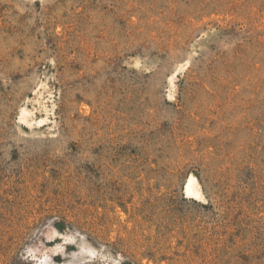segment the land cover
<instances>
[{"label":"rangeland","instance_id":"1","mask_svg":"<svg viewBox=\"0 0 264 264\" xmlns=\"http://www.w3.org/2000/svg\"><path fill=\"white\" fill-rule=\"evenodd\" d=\"M0 264H264V0H0Z\"/></svg>","mask_w":264,"mask_h":264},{"label":"bare ground","instance_id":"2","mask_svg":"<svg viewBox=\"0 0 264 264\" xmlns=\"http://www.w3.org/2000/svg\"><path fill=\"white\" fill-rule=\"evenodd\" d=\"M24 114H26V112ZM184 192L188 197L201 201L204 199V194L200 182L194 174H190L186 179Z\"/></svg>","mask_w":264,"mask_h":264}]
</instances>
